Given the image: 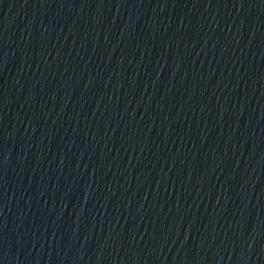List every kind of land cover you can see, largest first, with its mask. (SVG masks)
Instances as JSON below:
<instances>
[{
    "label": "water",
    "instance_id": "obj_1",
    "mask_svg": "<svg viewBox=\"0 0 264 264\" xmlns=\"http://www.w3.org/2000/svg\"><path fill=\"white\" fill-rule=\"evenodd\" d=\"M0 264H264V0H0Z\"/></svg>",
    "mask_w": 264,
    "mask_h": 264
}]
</instances>
